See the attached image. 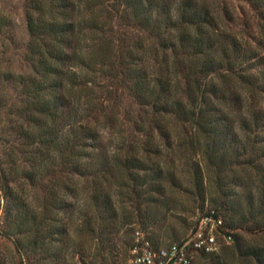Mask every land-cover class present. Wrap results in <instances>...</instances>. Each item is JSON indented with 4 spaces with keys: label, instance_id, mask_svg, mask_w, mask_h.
I'll return each mask as SVG.
<instances>
[{
    "label": "trees",
    "instance_id": "1",
    "mask_svg": "<svg viewBox=\"0 0 264 264\" xmlns=\"http://www.w3.org/2000/svg\"><path fill=\"white\" fill-rule=\"evenodd\" d=\"M239 1L237 16L230 0H23L13 68L0 8V264L130 256L135 225L176 217L184 180L230 212L209 208L235 246L219 264H264L232 228L264 236V0Z\"/></svg>",
    "mask_w": 264,
    "mask_h": 264
},
{
    "label": "rangeland",
    "instance_id": "2",
    "mask_svg": "<svg viewBox=\"0 0 264 264\" xmlns=\"http://www.w3.org/2000/svg\"><path fill=\"white\" fill-rule=\"evenodd\" d=\"M216 2H220L223 0H215ZM229 1V0H228ZM22 4L23 0H0V8L4 9V12L8 13V16L13 23V27L11 30L5 34L4 37V44L3 48L5 49L4 59L3 62L5 65H8L9 67H18L20 65V61H22V51L25 48L26 45V29H25V23L22 18ZM239 5H243V3L239 0H230V3L228 4L229 8H232L235 12V14H239V10H237V7ZM242 17H239L237 19V23L243 22L241 20ZM245 22V21H244ZM239 24H231L233 28L236 31H240L243 33L244 25L240 26ZM251 24V23H248ZM12 39L15 40V43L12 42ZM119 97H117L115 100H113L111 103L113 113L117 117L120 118V122L124 121V125L122 128L125 129V133H129V121L126 119L125 111L128 108H132V106L129 104V100L127 96L123 92H119ZM106 103V100L103 102ZM109 109V107H108ZM134 110V109H133ZM3 118L1 117V120ZM118 119V118H117ZM116 121V120H115ZM118 124V120H117ZM114 128H108L106 132L104 131V137L105 139H110L111 141H116L118 138V133H120V127L117 130L118 126H113ZM5 145L0 144V149L3 150ZM178 168H180V173H182L181 178H184L183 173H187L184 165H176ZM189 166V165H188ZM183 168V171L181 172V169ZM189 168V167H188ZM187 180H184L182 187H185V183ZM179 188L176 190L174 197H177L176 199H179L182 204L179 205L178 209L175 212L176 217H167L164 224L161 226L154 225L150 227H142L140 225H135L136 230H140L146 237H148L155 245L159 246H168L170 243L175 242L177 240H182L190 231V228L193 224L198 221V219L203 215L209 208H217L219 209L221 215L225 218V220L230 223V212L227 213V211L221 207L215 204L211 200H206L204 203L198 196L192 195L187 193L184 189ZM197 198V199H196ZM83 200L84 197H81L79 200L78 205L83 206ZM1 219V216H0ZM232 225V224H231ZM233 232L235 233V236H242L247 239V241L263 245L264 244V236L259 231H253V232H245V230L241 229L240 227L235 228V224L232 225ZM135 230V232H136ZM160 231V232H159ZM134 241H135V233H134ZM220 242L223 244V247H228L229 251H234V242H227L222 236L220 237ZM222 248H219L214 254H203V253H197L194 256V259L192 261V264H219L218 259L223 257V252L221 251ZM238 253V252H236ZM78 256H76L77 259ZM129 255L120 254L117 261L112 264H128L129 262ZM78 264H82V262L78 261ZM237 264H245L244 262H237ZM254 264V262L252 263Z\"/></svg>",
    "mask_w": 264,
    "mask_h": 264
},
{
    "label": "built area",
    "instance_id": "3",
    "mask_svg": "<svg viewBox=\"0 0 264 264\" xmlns=\"http://www.w3.org/2000/svg\"><path fill=\"white\" fill-rule=\"evenodd\" d=\"M228 230L223 217L214 209L201 215L182 240L168 246L155 245L140 230H136L128 264H192L197 253L216 252L221 236L231 242L232 235Z\"/></svg>",
    "mask_w": 264,
    "mask_h": 264
}]
</instances>
